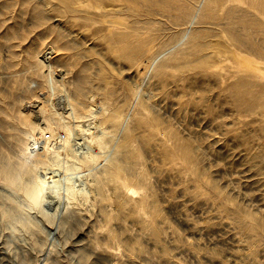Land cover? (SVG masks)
<instances>
[{
  "label": "rangeland",
  "instance_id": "obj_1",
  "mask_svg": "<svg viewBox=\"0 0 264 264\" xmlns=\"http://www.w3.org/2000/svg\"><path fill=\"white\" fill-rule=\"evenodd\" d=\"M158 1L145 17L111 13L107 0H0V257L10 264H264V237L247 227L264 221V14L251 0ZM42 104L85 130L78 154L99 151L87 136L108 138L96 164L65 155L61 127L49 139L59 159L34 142L24 121ZM120 149L150 176L157 224L176 241L131 234L136 214L114 184L93 186L110 160L126 163ZM11 167L19 186L3 182Z\"/></svg>",
  "mask_w": 264,
  "mask_h": 264
},
{
  "label": "bare ground",
  "instance_id": "obj_2",
  "mask_svg": "<svg viewBox=\"0 0 264 264\" xmlns=\"http://www.w3.org/2000/svg\"><path fill=\"white\" fill-rule=\"evenodd\" d=\"M79 1H81L82 2L81 4H83L86 0H79ZM107 1H110V3L106 7L105 6L104 7H105V9L107 11H110L111 13L112 12H117L118 13V12H122L123 10L126 11L128 9L129 10H132V9L137 10L140 14L144 15L145 17L152 16V15H155V14L159 13L158 10L156 9V7L158 6V3H159L158 0H107ZM210 1H212V0H209V2ZM228 1L231 2L232 0H225V3H228ZM238 1H237V3H238ZM199 2L201 4V3L206 2V0H199ZM207 2H208V0H207ZM243 2H244V0H243ZM243 2H241V3L243 5H245L246 3L244 4ZM245 2H246V0H245ZM220 3L222 5L225 4L222 1ZM234 3H235V1H234ZM250 3H251V5H250L251 7L254 6V8H258V10H260L258 12H262L261 16L263 17V14H264V0H251ZM243 5H242V7H243ZM84 6H86V5H84ZM231 6H232V4H231ZM142 7L144 9H142ZM180 8H178V9L181 11ZM242 9H244V7ZM249 11H250V9H249ZM177 12H179V11H177ZM256 12H257V10H256ZM209 15H211V14H209ZM163 17H164V14H163ZM165 17L167 18V16H165ZM207 17H208V15H207ZM211 18H212V16H211ZM249 18H252V17H249ZM183 19H185V18L183 17ZM147 21H149V20H147ZM247 27H248V29H250L249 26H247ZM247 27H244V28H247ZM253 31L254 30H252V32ZM257 31H258V29H257ZM261 32H262V30H261ZM129 44L133 46L134 42H130ZM245 62L247 63V65H252V63H253L249 59L247 60L246 58H245ZM38 108H39V113H40L41 117L39 119H37V121L33 120V116H31V109L28 108L27 114H26V119H25L24 123H25V127L29 131V135L34 140V142H35L36 139L42 142L43 151L45 153H47L52 158L54 157V158L59 159L61 157V151L53 150L54 148L51 147L50 144H49V139L51 137L59 138V139L62 138L61 139V143H60L61 144L60 148H62L65 151V155H67L68 157H71L74 160H77L79 162V163L78 162L77 163L81 164V166L82 165L90 166L91 164H96L97 163V161H98V159L100 157V153H102V150L109 143L108 142V138L107 139H101L99 137V135H96L97 132H95V134H93L90 137L87 136V138L85 139L86 141L83 140L84 143H86L88 145L87 148L88 149L89 148L92 149V147L96 146L99 149V151L95 152V154L94 153H89L90 151L89 152L88 151H84L81 154H78L76 152L75 147H74V143L75 142L74 143H72V142L75 140L76 135H78L80 137L83 134L84 135L87 134L85 132V130L82 128V126L75 127L76 125L73 126L74 124L71 125V123L70 124L67 123V120H64L65 116L59 114V112H57V111L53 110L52 108H50L49 105L42 104ZM74 111H75V109L72 108L71 111L68 114L71 115ZM78 115L79 114L77 113V116ZM68 116H66V117H68ZM72 116H74V115H71L70 117H72ZM76 119H78V117ZM58 127H61L65 131L64 135L61 136V138H60V135L58 133V130H56ZM88 138H90V139L88 140ZM202 149H204V148H202ZM119 151H121L120 153H123V155H124L123 156V158H124L123 160H125L126 163H122L121 161L115 160V159L110 160V163L105 167L104 173L94 180L93 186L95 185L96 188L98 187V188H103L104 189L105 188L104 186H106V184H108L110 182L114 184L113 189L116 191L115 193H117L115 195V198H118L117 199L118 201H116L118 203V205L120 207H123L124 205L127 204L126 207L130 206L131 211L136 214V216L134 217V221L132 222L133 225L130 224L132 226V228L135 229V232L132 231L131 234H133L135 236H138V237H141V236L144 237V240H146L148 243L152 241L155 244L158 243L160 245L165 244L166 241L169 240L170 238L175 239L176 236L174 234L175 233L174 230H172V229L169 230L167 228H163L162 226L157 224L158 219L160 218L159 216L161 214L159 213V211L154 210L153 207L151 206V204L149 203V200H150L149 195L151 194V191H150L151 188H150L149 183H148L149 182L148 178L150 176L148 177V174L144 171L145 170L144 168L139 167V166H138L139 168H135L133 166L134 159H133V157L127 155L125 149H120ZM174 151H176V150L174 149ZM179 152L182 153L184 156L189 155L188 149H185V148H180ZM203 153H205V152H203ZM134 158H135V156H134ZM126 160H128V161H126ZM127 162H128V165H127ZM9 168L8 169L4 168L6 171L3 172V170H2L3 173L1 172L3 174V182H4V184L9 185V186H13V187L19 186V184L21 183V180L19 178V174L16 173L17 171H15L14 167H11V169H9ZM150 170H152V169H150ZM45 186L47 187V185H45ZM54 191H55V189L51 190V192H54ZM78 191L79 190H76L75 189V185H74L73 192H72L73 194L71 195L72 197L74 195V197H73L74 199L76 198L75 195H76V193H78ZM121 194L126 199V200H124L125 202L120 198ZM40 201H41V203H39V207H41V204L44 202V201H42V199H40ZM128 211H130V210H128ZM149 217H150V222L151 223L148 222ZM251 218H253V217L251 216ZM251 218H250V220H247L248 229L250 231H252L254 233V235L264 237V221L260 220L259 218H255V219L254 218L251 219ZM129 223H130V221H129ZM197 229H199V228H197ZM193 230H196V229H193ZM193 230H192V232L194 233ZM171 241H176V240H171ZM186 243H188V242L185 241V244ZM204 245H205V243H204ZM119 246H120V244H119ZM123 247H125V246H123ZM158 247H160V246H158ZM173 247H174V245H173ZM117 248L114 247L115 250ZM161 248H159V250ZM114 249L112 251H114ZM118 249H120V248H118ZM194 249H195V247H194ZM202 249H203L202 247H199L196 250L198 252V251H201ZM162 250H164V248H162ZM121 251H123V250H121ZM133 251H135V249H133ZM140 251H141V249H140ZM193 252H195V251L193 250ZM241 258H242V256L240 257V259ZM8 260L2 258V256H1L0 257V264H10L12 261L9 262Z\"/></svg>",
  "mask_w": 264,
  "mask_h": 264
}]
</instances>
